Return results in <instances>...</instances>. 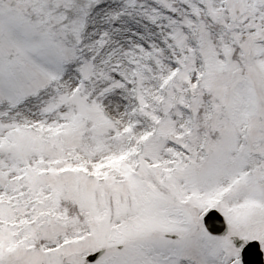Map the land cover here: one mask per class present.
I'll list each match as a JSON object with an SVG mask.
<instances>
[{"label":"snow or ice","instance_id":"snow-or-ice-1","mask_svg":"<svg viewBox=\"0 0 264 264\" xmlns=\"http://www.w3.org/2000/svg\"><path fill=\"white\" fill-rule=\"evenodd\" d=\"M0 264H264V0H0Z\"/></svg>","mask_w":264,"mask_h":264}]
</instances>
